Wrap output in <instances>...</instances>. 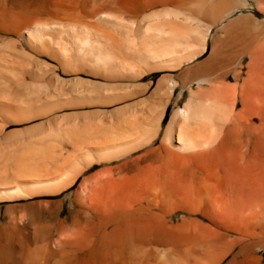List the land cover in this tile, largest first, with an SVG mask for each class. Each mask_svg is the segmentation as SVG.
<instances>
[{"label": "bare ground", "instance_id": "obj_1", "mask_svg": "<svg viewBox=\"0 0 264 264\" xmlns=\"http://www.w3.org/2000/svg\"><path fill=\"white\" fill-rule=\"evenodd\" d=\"M0 264H264V0H0Z\"/></svg>", "mask_w": 264, "mask_h": 264}, {"label": "rangeland", "instance_id": "obj_2", "mask_svg": "<svg viewBox=\"0 0 264 264\" xmlns=\"http://www.w3.org/2000/svg\"><path fill=\"white\" fill-rule=\"evenodd\" d=\"M261 17H262V15H261ZM159 75H160V73L154 74L153 79L156 80L159 77ZM10 128L13 129V128H15V126H11Z\"/></svg>", "mask_w": 264, "mask_h": 264}, {"label": "crops", "instance_id": "obj_3", "mask_svg": "<svg viewBox=\"0 0 264 264\" xmlns=\"http://www.w3.org/2000/svg\"><path fill=\"white\" fill-rule=\"evenodd\" d=\"M22 127H24V126H22ZM11 129V128H10ZM65 146L64 147H66L67 146V144H64ZM68 147V146H67Z\"/></svg>", "mask_w": 264, "mask_h": 264}]
</instances>
